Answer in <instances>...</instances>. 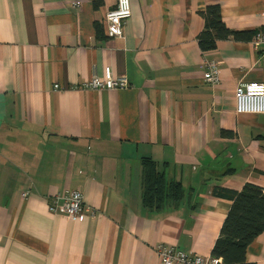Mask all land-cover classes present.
Segmentation results:
<instances>
[{
	"label": "crops",
	"instance_id": "obj_1",
	"mask_svg": "<svg viewBox=\"0 0 264 264\" xmlns=\"http://www.w3.org/2000/svg\"><path fill=\"white\" fill-rule=\"evenodd\" d=\"M129 5L111 39L116 0H0V264H161L159 244L210 256L231 204L213 189H264V115H237L234 101L238 85L264 84V47H198L208 6L255 35L264 0ZM206 61L218 85L202 80ZM105 68L130 87L76 88ZM144 159L180 185L177 206H143ZM64 190L81 192L83 220L48 212ZM245 258L264 264V233Z\"/></svg>",
	"mask_w": 264,
	"mask_h": 264
},
{
	"label": "trees",
	"instance_id": "obj_2",
	"mask_svg": "<svg viewBox=\"0 0 264 264\" xmlns=\"http://www.w3.org/2000/svg\"><path fill=\"white\" fill-rule=\"evenodd\" d=\"M204 29L198 36L202 52L215 48L216 42L232 39L250 41L253 32H239L228 28L223 22L218 5H210L202 13ZM142 204L149 211H158L167 204L177 206L183 193L178 183H168L150 159L141 160ZM213 195L230 201L229 210L221 224L211 255L222 264H247L246 249L264 233V189L245 184L235 192L221 187L213 189Z\"/></svg>",
	"mask_w": 264,
	"mask_h": 264
},
{
	"label": "built area",
	"instance_id": "obj_3",
	"mask_svg": "<svg viewBox=\"0 0 264 264\" xmlns=\"http://www.w3.org/2000/svg\"><path fill=\"white\" fill-rule=\"evenodd\" d=\"M129 0H116V6L105 15V34L108 38H121L124 26L130 18ZM256 49L264 47V27L251 39ZM202 80L210 85L220 83L219 71L215 62L211 61L205 66ZM78 88L86 90H116L124 89L126 85L119 78H113L109 70L103 78L93 76L87 83ZM235 112L238 115L262 116L264 115V84L250 82L238 85L234 90ZM27 194H23L25 197ZM48 212L61 215L74 221L83 220L91 213V208L83 201L81 192L77 190H64L50 200ZM156 254L162 264H222L221 259L213 256H199L181 251L173 246H157Z\"/></svg>",
	"mask_w": 264,
	"mask_h": 264
},
{
	"label": "rangeland",
	"instance_id": "obj_4",
	"mask_svg": "<svg viewBox=\"0 0 264 264\" xmlns=\"http://www.w3.org/2000/svg\"><path fill=\"white\" fill-rule=\"evenodd\" d=\"M130 13H131V11H130ZM130 16H131V14H130ZM111 39H119V38H111ZM209 62H211V61H206V63H205V66H207V64L209 63ZM214 62V61H213ZM205 66H204V70H205ZM215 67H217V69H218V65L216 64V62H215ZM106 69H108V68H105L104 69V71H103V74H102V76H97L96 74H95V72L92 74V76H90V78L87 80V82L89 81V80H91L92 78H93V76H97L98 78H103L104 77V75H105V73H106ZM109 70V69H108ZM218 71H219V69H218ZM109 72H110V70H109ZM204 72L205 71H203V75H204ZM110 74H111V72H110ZM203 75H202V78H203ZM113 77V76H112ZM114 78V77H113ZM117 78H119V79H121V80H123L124 81V84L126 85V88H128V87H130V85H129V82H128V80L125 78V77H117ZM87 82H85V83H87ZM85 83H83V84H85ZM82 85V84H81ZM79 86H77L76 88L77 89H80V88H78ZM125 89V88H124ZM83 90V89H82ZM86 90H89V89H86ZM116 90H119V89H116ZM121 90V89H120ZM91 91H109V89H107V90H98V89H92ZM235 101V100H234ZM236 113V112H235ZM238 115V114H237ZM159 245H161V246H167V247H171L170 245H166V244H159ZM158 245V246H159ZM174 247V246H173ZM176 248V247H175ZM190 254H192V253H190ZM195 255V254H194ZM200 256V255H199ZM212 256V255H211ZM161 263V262H160ZM162 264V263H161Z\"/></svg>",
	"mask_w": 264,
	"mask_h": 264
}]
</instances>
